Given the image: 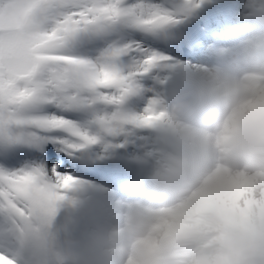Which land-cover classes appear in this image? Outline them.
<instances>
[{"label":"snow or ice","instance_id":"6c2138e0","mask_svg":"<svg viewBox=\"0 0 264 264\" xmlns=\"http://www.w3.org/2000/svg\"><path fill=\"white\" fill-rule=\"evenodd\" d=\"M239 3L240 0H233ZM205 0H0V264H24L21 226L37 205L54 211L85 182L83 156L124 125L150 128L164 113L154 94L134 98L163 64L187 53L171 29ZM200 211L168 227L189 238L184 264H257L264 257V171L239 173L194 194ZM214 210L216 223L204 215ZM238 228L239 235L229 231ZM223 246L213 260L209 249Z\"/></svg>","mask_w":264,"mask_h":264},{"label":"clouds","instance_id":"9594fccd","mask_svg":"<svg viewBox=\"0 0 264 264\" xmlns=\"http://www.w3.org/2000/svg\"><path fill=\"white\" fill-rule=\"evenodd\" d=\"M159 69L154 97L164 115L132 180L79 183L54 211L35 206L21 226L24 264H184L185 241L212 235L168 227L200 211L194 194L218 176L264 171V0H244L197 60ZM204 215L216 223L214 210Z\"/></svg>","mask_w":264,"mask_h":264},{"label":"bare ground","instance_id":"6f19581e","mask_svg":"<svg viewBox=\"0 0 264 264\" xmlns=\"http://www.w3.org/2000/svg\"><path fill=\"white\" fill-rule=\"evenodd\" d=\"M234 8H237V6H234ZM209 34H213L212 33V30L209 32ZM149 78H152V79H154L155 80V84L154 85H147L146 86V89H149V88H155L156 86H157V75L155 76L154 74H150V77ZM148 82H150V83H153V80H150V79H148ZM149 93V90H145V91H143L141 94H140V96H138V97H136V98H134V100L136 101V107H135V109L134 110H136V111H139L140 109H142V107L144 106V104H146L147 103V100L144 102V103H142V97L141 96H143V95H145V94H148ZM150 94V93H149ZM139 102H141L142 104L140 105H138V103ZM149 146H150V142H148V141H146V143H145V148H149ZM98 147L99 146H96L95 147V149H94V151H97L98 150ZM145 152V151H144ZM101 174H105V178L106 179H103L100 175ZM117 176V174H115L114 172H112V173H107V172H104L103 170H101V169H99V170H93L92 171V175L91 176H89V178L90 179H98L99 181H100V183L102 184V185H107V186H109V182H111V178H113V177H116Z\"/></svg>","mask_w":264,"mask_h":264},{"label":"rangeland","instance_id":"374dc122","mask_svg":"<svg viewBox=\"0 0 264 264\" xmlns=\"http://www.w3.org/2000/svg\"><path fill=\"white\" fill-rule=\"evenodd\" d=\"M148 97H149L148 95H143L142 96V103H144L148 99Z\"/></svg>","mask_w":264,"mask_h":264}]
</instances>
